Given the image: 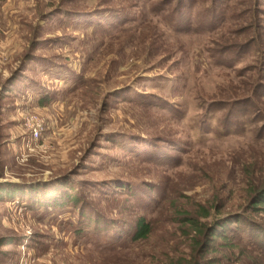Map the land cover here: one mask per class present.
<instances>
[{
    "label": "rangeland",
    "instance_id": "374dc122",
    "mask_svg": "<svg viewBox=\"0 0 264 264\" xmlns=\"http://www.w3.org/2000/svg\"><path fill=\"white\" fill-rule=\"evenodd\" d=\"M262 189L264 0H0V264H184Z\"/></svg>",
    "mask_w": 264,
    "mask_h": 264
},
{
    "label": "trees",
    "instance_id": "16d2710c",
    "mask_svg": "<svg viewBox=\"0 0 264 264\" xmlns=\"http://www.w3.org/2000/svg\"><path fill=\"white\" fill-rule=\"evenodd\" d=\"M49 100L50 97L45 96L40 98L39 101L43 104ZM67 200L71 204H78L79 202V199L75 196H68ZM62 205L64 206L65 202ZM248 209L257 213L264 211V189L254 193ZM181 215L183 218L180 221L188 224L191 230L195 232V254H198L196 257L194 255L190 261L184 262V264H215L214 260H204L205 256L222 250H233L239 245L250 248L261 257H264V226L256 224L250 217L243 214L225 215L217 219L214 218L211 224L204 223L200 221V218L207 219L212 216V209L204 206H200L196 216ZM150 234V224L141 217L136 223L132 239L134 241L145 240Z\"/></svg>",
    "mask_w": 264,
    "mask_h": 264
},
{
    "label": "built area",
    "instance_id": "2783aa9c",
    "mask_svg": "<svg viewBox=\"0 0 264 264\" xmlns=\"http://www.w3.org/2000/svg\"><path fill=\"white\" fill-rule=\"evenodd\" d=\"M39 133H40V131H38V130H35V131H34V136H35V138H38Z\"/></svg>",
    "mask_w": 264,
    "mask_h": 264
}]
</instances>
